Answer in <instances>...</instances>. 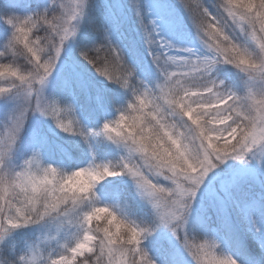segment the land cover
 I'll return each mask as SVG.
<instances>
[{"label":"clouds","instance_id":"obj_1","mask_svg":"<svg viewBox=\"0 0 264 264\" xmlns=\"http://www.w3.org/2000/svg\"><path fill=\"white\" fill-rule=\"evenodd\" d=\"M60 2L61 0H51L45 7L29 15L44 13L47 10L50 21L61 23L57 19ZM198 2L214 10L220 29L223 31L217 28L209 31V17L201 15L199 19L201 27L193 26L195 36L208 51L220 57L216 66L230 65L241 74V90H236L227 85L223 79L213 76L212 79L217 83L215 89L209 94L197 95L195 93L198 90L209 89L211 85L207 77H193L169 82L165 97L162 99L161 93L156 88L155 79L150 85L152 91L146 92L144 78L139 75L137 67L123 52L122 64L116 65L114 72L122 82L128 83V87L124 88L120 83H112L123 90L125 97L123 102L113 104L117 115L107 121H116L127 113L130 117L141 115L142 122L135 119L132 121V126L135 128L133 132L123 127L119 132L113 131L109 126L106 133L104 121L95 129L96 134L89 137V139L103 138L118 146L123 150L122 156H127L131 150L135 158L146 165L153 174H162V179L163 177H168L169 180L180 179L186 187L187 182L182 178L199 170L202 166L203 151L200 142L192 140L193 133L189 132L192 125L188 124V120L196 122L195 134L201 137L206 146H210L211 141L218 139L228 130L219 125H227L228 119H231L235 132L232 145L234 149L239 150L245 143L258 142V165H261L260 149H264V0H198ZM64 3L68 6L70 0H64ZM90 3L91 0H84L86 14ZM179 3L182 5L181 0ZM130 4L134 9L137 4L142 6V0H130ZM144 12L147 15L145 10ZM5 14L18 15L0 9V20ZM233 20L242 22L243 30L238 23H233ZM106 36L108 37L107 29H104L101 41L93 43L92 46L107 44ZM53 38L41 26L33 36L36 53L33 54L32 59L26 57L21 45H17L16 56L13 58L4 48L6 40L0 42V65L13 64L21 75L27 77L24 80L11 77L0 81V88L10 90V94L0 95V99L11 100L14 104L7 120L0 121V209H2L0 215L3 217L0 218V242L16 229L39 225L42 222L52 226L74 224L78 231L71 246L61 245L53 251L46 250L41 243L16 252L12 248L5 249L3 243H0V264H52V260L57 257L67 256L73 247H79L81 254L93 253L94 248H100L105 230L113 234L119 230V234L127 236L132 223H135L141 229L150 230L152 235L161 227L157 210L153 208L148 198L141 195L143 189L137 184V179L142 178L134 179L120 170L122 156L116 161L94 163L91 161L73 170L47 162L41 150L34 148L21 159L19 164L15 163V152L24 128L12 145H9L5 139L6 129L15 115L14 110L18 106L27 105L26 98L30 84L39 87L36 83L38 77L35 70L38 64L50 59L52 55L50 39ZM32 60H35V63ZM92 68L101 77L96 68L93 66ZM189 91L192 94L185 100V94ZM228 92L234 95V102L219 112L213 111L218 97ZM13 96L16 97L15 100ZM72 107L76 116L73 104ZM190 111L192 115H189ZM71 114L73 113H69ZM182 115L187 116L188 120L182 119ZM213 121L216 123L213 124ZM53 123L56 125L55 121ZM56 127L59 128L57 125ZM77 127L81 132L90 130L80 121ZM59 129L69 135H75L73 132H66L63 128ZM80 137L83 139L82 136ZM138 138L147 140V150L144 144L139 143ZM153 147L167 150L171 163L163 169L151 151ZM105 165L108 167L105 168ZM115 176L127 177L134 185L138 196L151 206L153 213L151 222L134 220L123 215L116 206L103 203L99 199L97 186L107 178ZM157 199H160L164 207L171 206L166 194H161ZM94 222H96L95 226H93ZM172 227L169 226L167 229L172 232ZM151 235L141 233L140 242L143 243ZM190 236L194 237L195 241H201L198 244H207L206 252L210 255L205 258V264H224L231 258L230 255L219 250L220 246L212 236L200 235L192 231ZM126 251L127 245L119 244L114 249H109L110 255L95 251L94 254L81 260L80 264H108L112 256L119 258ZM148 256L153 264H156L149 253Z\"/></svg>","mask_w":264,"mask_h":264},{"label":"snow or ice","instance_id":"obj_2","mask_svg":"<svg viewBox=\"0 0 264 264\" xmlns=\"http://www.w3.org/2000/svg\"><path fill=\"white\" fill-rule=\"evenodd\" d=\"M181 3L193 26L200 28L199 19L201 15H204L209 17V31L212 28L220 29L217 14L205 7L202 3H199L198 0H181ZM85 8L84 0H70L68 6L65 5L64 0H61L59 3V15L57 17L61 23H53L50 21L47 10L44 13L37 12L34 15L25 16H9L5 14L3 19L0 20L10 30L5 38L6 43L4 44V48L13 58L16 56L17 45H21L25 50L26 57L32 59L33 54L36 53L33 36L41 29V26L54 37L50 39L52 47L50 59L47 62L38 64L35 70L38 77L36 83L39 84V87H34L30 84L26 98L27 105L23 107L18 106L14 110L15 115L11 118L10 124L7 126L5 139L9 145L14 144L16 137L21 133L29 113H39L43 117H50L59 128L65 129L66 132H73L75 135L82 136L85 143H89V137L96 134L95 129H90L87 132L79 131L77 127L79 120L77 118L67 123L65 122L63 114L65 112L74 113L72 104L66 103L62 106L55 99H48L44 95L45 86L58 63L67 56L72 55L68 44L75 40L78 26L86 17ZM133 10L143 31L147 52L155 68L156 88L161 93L162 99L165 97L167 85L171 81H180L193 77H207L211 87L209 89H200L195 94L206 95L215 89L217 83L212 77L216 64L219 62V56L210 51H208L209 55L200 56L192 48H176L171 42L161 37L156 21L149 19L145 15L141 5L137 4ZM229 15L231 14L229 13ZM233 23H238L241 30H243L244 25L242 22L233 20ZM220 30L223 31V29ZM105 39L108 41L107 44L93 45L91 47L77 46L76 52L80 58L95 67L101 74V77L107 79L110 83H120L122 87L127 88L128 83L126 81L122 82L118 74L114 72L115 66L122 64L123 51L119 46L113 45L107 36ZM32 62L35 63V60H32ZM129 75L131 74L129 73ZM11 77H18L21 80L27 78L21 75L18 68L13 64L0 65V81ZM144 83L146 92L152 91L150 87L152 81L144 79ZM83 86V82H81V87ZM5 94H10V90L0 88V95ZM191 94V91L186 92L185 100ZM13 99L15 100L16 97L13 96ZM234 100L235 97L231 92L219 96L217 105L213 107V111L219 112L222 108H227ZM111 102L113 104L118 103L117 98L112 97ZM97 103L102 104L100 97H97ZM192 114L190 111L189 115ZM181 118L188 120V117L184 115ZM134 119L142 122L141 115L138 114L135 117H130L127 113L116 121L105 120L104 131L107 133L109 126H111L113 131L119 132V129L123 127L128 129L129 132H133L135 131V128L132 126ZM195 123L192 120H188V124L192 125L189 132L193 133V142H200L201 148L203 149L202 166L191 175L182 178L187 182V187L180 179L169 180L168 177H163L162 179V174H153L146 165L135 158L131 150L127 156L121 157L120 170L125 174L131 175L134 179L138 177L142 178L137 179V184L143 189L141 195L148 198L149 202L153 204V208L157 210L160 226L166 228L173 226L172 236L182 245L183 250L191 257L193 264L194 261L196 264H205V258L210 255L206 252L207 244H198L195 238L190 236V229L188 228L189 210L191 212L197 192L209 173L225 161L231 159L247 162L250 156L257 158L259 143H245L239 150L234 149L232 145L234 143L233 136L235 132L233 131L231 119H228L227 125H219L221 128H227L228 130L218 139L211 141L210 146H206L201 140V137L195 134ZM212 123L215 124L216 121ZM109 139H111V136H109ZM139 143L144 144L145 150H147L146 139L139 140ZM89 148L91 149V144H89ZM151 151L159 161L162 169L171 163L166 149L162 150L158 147H153ZM260 153L261 167H264V149H260ZM92 162H95L94 156ZM104 167L107 168L108 166L105 165ZM161 194H166V199L171 204L170 207H164L160 199H157ZM0 214H2V209H0ZM0 218H3L2 215H0ZM141 233L151 235L150 230L141 229L135 223H132L127 236L119 234V230L115 234L105 230L101 246L99 249L94 248V252L99 251L104 255H110L109 249H114L119 244H126V253L119 256V258L112 256L108 264H153V261L149 258L148 253L140 242ZM94 252L81 254L79 247H73L69 250L67 256L52 260V264H80L81 260L88 255L94 254ZM177 264H183V262L178 260ZM224 264H237V262L231 257Z\"/></svg>","mask_w":264,"mask_h":264},{"label":"rangeland","instance_id":"obj_3","mask_svg":"<svg viewBox=\"0 0 264 264\" xmlns=\"http://www.w3.org/2000/svg\"><path fill=\"white\" fill-rule=\"evenodd\" d=\"M25 1L26 2H23L24 4L19 7L18 4H15L12 12L20 16H25L37 10L35 6H31V4L28 3V0ZM98 1L100 5L103 6L101 26L103 29H107L108 38L113 45L119 46L126 58L137 67L138 73L142 78L153 81L156 78L155 68L151 63V57L148 55L147 45L145 44L140 24H135L132 27L129 21H127L134 12L130 0ZM142 8L146 11L149 19L156 21L158 31L164 40L171 42L176 48H192L197 55H209L207 48L198 41L192 29L187 27L183 22V14L175 8L173 0H142ZM81 23L82 21L79 24V28ZM0 24L4 25L7 31L10 32L6 24L2 21H0ZM132 33L136 34L135 40L140 44V46L134 50V53L129 49V46H131L130 41H132L131 39L133 38ZM8 34H3L2 36L6 38ZM72 42L73 41L68 44L69 50L73 46ZM220 66L221 65H217L215 67L213 76L217 79H223L225 83L232 88L241 90V74L236 69L231 73H227L228 68H221ZM82 68L83 67L73 58H71V60L69 58L62 60L58 63L56 69H54L52 75L49 77L44 89V95L48 99L56 100V96L61 95L63 89L62 85H64L65 82H68L69 85H71V83L73 84L72 81H65V76H67V79H72L73 76H77V78L80 79L83 77ZM89 78L90 76L88 75L86 79L89 80ZM70 93L72 98L71 103L77 105L75 107L76 116L79 117L80 122H83V124L81 123L83 126L91 129L89 121L82 116V109L79 106L80 104H77L75 98L76 93L71 87ZM1 102H4V114L0 113V121H6L9 113L13 110L14 104L11 100L6 101L0 99V104ZM101 113L103 122L108 119H113L117 115L115 111L110 112V114ZM45 118L47 117H43L39 113H32V116L28 118L29 121L26 120L24 129L31 128L35 125L39 127L41 120ZM35 139V136L28 139H26V137L20 138L19 147L24 148L31 144V148L27 150L25 154L23 151L17 154L16 151L15 163L19 164L21 159L28 155L32 149H40L38 146L39 142ZM99 142L100 138H90L89 143H87V148L90 149L89 144H91V149H93L95 143ZM107 145L120 153L121 156L123 155V150L118 146L111 142H108ZM93 156L95 157L93 153L85 152L81 157L82 163L78 162L72 165L66 164L65 168L74 170L75 167L87 165L92 161ZM46 161L64 165L62 162L65 160H59V162L58 160ZM96 191L99 199L103 203L116 206L123 215L137 221L142 219L151 222L153 220L151 206L138 196L134 185L127 177H109L97 186ZM204 197L208 198L212 203L210 204L213 208V212L210 213L211 215L219 216L220 211L224 212L228 207H236L242 210L241 214L242 217H244L243 219H236L240 222L241 220H251L254 214L256 224L263 225L259 230L260 235H258V239L261 240L264 246V167L257 164V158L250 156L247 162L230 159L210 172L197 192L189 215L188 226L190 225L191 217L192 219L193 217L195 218V216H197V210L202 209L204 206ZM133 203L136 204L133 205ZM204 211L207 212L205 209ZM210 214L207 212V215H205L206 218L200 217L201 223L206 224L204 219H206L208 223V226L204 225L201 229L204 232L210 230L213 238L218 241L221 235L218 233L217 227L212 225V219L209 218ZM19 229L14 230L5 238V240L10 238V236L12 239L13 237L18 238L17 241L20 243V246H17L18 252L41 243L48 251L58 249L61 245L71 246L78 231L77 226L74 224L52 226L43 222L39 225L22 227L21 232L18 234ZM142 244L156 264H177L178 260L182 261L183 264H193L191 257L188 256L166 227L161 226L151 236L145 239ZM223 252L236 260L237 264H255L249 260L237 258V256H235L236 254L226 249H224ZM170 255L173 256V258L169 260ZM262 264H264V262Z\"/></svg>","mask_w":264,"mask_h":264},{"label":"trees","instance_id":"obj_4","mask_svg":"<svg viewBox=\"0 0 264 264\" xmlns=\"http://www.w3.org/2000/svg\"><path fill=\"white\" fill-rule=\"evenodd\" d=\"M172 1V0H171ZM175 8L179 10L183 18V22L190 27L195 34L194 27L191 23L188 14L185 12L183 6L179 3V0H173ZM26 2L25 0H0V9L5 12H12L14 10V5L18 4L22 6ZM51 0H28V3L31 6H35L38 9L45 7L49 4ZM103 6L100 5L98 0H91L90 6L87 8L86 17L82 20L80 28L77 31V35L75 40L72 42L73 46L70 49L72 55L67 56L66 58L75 59V61L83 67V77L77 78V76H73L72 79H67L65 76V81H72L73 84L69 85V83L65 82L63 89L61 91V95L56 96V101L61 105L71 102V93L70 87L76 93L77 104L82 109V113L90 123L91 129H97L102 123V113H109L115 111L113 107V103L111 102L112 97H116L118 102H123L125 93L118 86L108 82L103 77H100L93 70L92 66L79 57L76 52V47H90L93 43H98L101 41L102 36L104 35V29L101 26V17L103 14ZM214 11V10H213ZM129 24L133 27L135 24H139L138 18L133 12L128 18ZM6 27L0 24V42L5 40L3 34H8ZM132 41L131 46H129L130 51H133L140 46L136 42V34L132 33ZM221 68H228L227 73H231L234 68L230 65H221ZM90 76L89 80H87V76ZM60 81V80H59ZM81 82H83V87H81ZM97 97L102 99V104L97 103ZM76 107V104H73ZM1 109L0 113L4 114V102L0 104ZM98 114V115H97ZM32 116V113H29L28 118ZM63 118L65 122L72 121L79 117H75L74 114L69 115V112H65L63 114ZM29 121V119H27ZM48 122V123H47ZM83 124V122L81 121ZM35 136V140H38V146L42 152V155L45 160H65L62 162V166L72 165L74 163H82V154L85 152L93 153L95 155V161L97 162H108V161H116L121 156L120 153L108 147V142L103 138H100L99 143H95L93 149H88L87 143L80 136L69 135L60 131L59 128L53 123L50 118H45L41 120L39 127L36 125L23 129L21 137H26V139ZM45 139V143H44ZM31 148V144L27 147L21 148L18 146L17 154L22 151L24 154L27 150ZM57 162V163H58ZM205 204L202 209L197 210V216L195 218L191 217L190 225L188 226L190 231L200 234V235H209L212 236V232L207 230L204 232L201 228L208 226V223L205 220V223L200 222V217L206 218L207 212L210 214L213 212L211 201L204 197ZM136 203H133V205ZM207 210L206 211H204ZM242 210L238 208H230L228 207L224 212L220 211L219 216L211 215L212 225L216 226L218 229V233L221 235L220 239L217 241L219 244V250L223 251L226 248H229L235 256L239 259L249 260L255 264H262L264 262V246L261 243V240L258 239V235H260V231L257 229H261L263 225L256 224V219L254 214L252 215L251 220H241L240 222L236 219H243ZM93 223V226H95ZM22 228L18 230V234L21 232ZM213 237V236H212ZM18 238L13 237V239L8 238L3 242L5 249L12 248L14 251L18 252L17 246H20ZM200 243L201 241H196ZM143 245V244H142ZM145 249V247H144ZM173 258L170 255L169 260Z\"/></svg>","mask_w":264,"mask_h":264}]
</instances>
